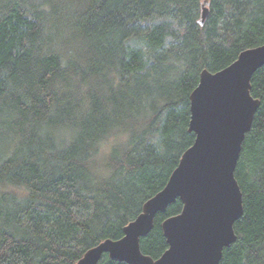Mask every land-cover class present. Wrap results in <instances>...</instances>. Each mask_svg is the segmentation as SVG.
Returning a JSON list of instances; mask_svg holds the SVG:
<instances>
[{
  "label": "trees",
  "instance_id": "1",
  "mask_svg": "<svg viewBox=\"0 0 264 264\" xmlns=\"http://www.w3.org/2000/svg\"><path fill=\"white\" fill-rule=\"evenodd\" d=\"M201 2L0 0V264H75L164 188L194 142L201 71L264 44V0H208L203 27ZM251 96L235 170L243 214L220 264H264V66ZM181 210L155 216L143 254L166 251L161 224Z\"/></svg>",
  "mask_w": 264,
  "mask_h": 264
},
{
  "label": "water",
  "instance_id": "2",
  "mask_svg": "<svg viewBox=\"0 0 264 264\" xmlns=\"http://www.w3.org/2000/svg\"><path fill=\"white\" fill-rule=\"evenodd\" d=\"M208 13V0H202L200 27ZM262 66L264 44L242 51L218 72L201 71L189 96L193 144L180 156L164 188L123 228V237L100 242L75 264H98L105 255L125 264H220L224 249L237 240L234 225L243 214L235 170L260 106L251 96V79ZM177 200L181 212L161 224L168 248L154 260L143 254L140 240L152 230L155 216Z\"/></svg>",
  "mask_w": 264,
  "mask_h": 264
},
{
  "label": "rangeland",
  "instance_id": "3",
  "mask_svg": "<svg viewBox=\"0 0 264 264\" xmlns=\"http://www.w3.org/2000/svg\"><path fill=\"white\" fill-rule=\"evenodd\" d=\"M204 1V0H203ZM163 21V20H161ZM161 21H157V20H150L148 23L149 25H153L155 23H158V22H161ZM126 45L132 49H140V50H145V47L142 43V40L140 38H132L130 40H128L126 42ZM155 139L157 138V136L155 135L154 137ZM108 150L107 147H105L103 150H102V155H100V158L103 157L105 155V153H108L106 152Z\"/></svg>",
  "mask_w": 264,
  "mask_h": 264
}]
</instances>
